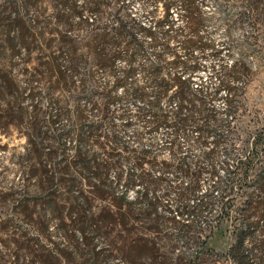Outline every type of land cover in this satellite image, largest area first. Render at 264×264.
<instances>
[{
    "label": "trees",
    "instance_id": "16d2710c",
    "mask_svg": "<svg viewBox=\"0 0 264 264\" xmlns=\"http://www.w3.org/2000/svg\"><path fill=\"white\" fill-rule=\"evenodd\" d=\"M31 1L5 3L17 19ZM145 1L151 11L141 19L129 0H60V181L86 188L75 193L79 203H110L107 213L122 226L130 218L152 220L151 232L171 229L183 238L197 233L202 220L212 238L229 234V261L264 264V134L250 151L243 145L234 166L216 163L221 150L227 157L238 150L239 89L229 84L247 69L212 67L216 84L197 83L205 56L218 53L202 37L203 0ZM234 1L240 24L256 28L264 19V0H226ZM22 46L13 44L12 54ZM225 93L221 113L217 103ZM34 95L19 93L14 104L23 111L22 100ZM162 198L172 203L161 206Z\"/></svg>",
    "mask_w": 264,
    "mask_h": 264
},
{
    "label": "rangeland",
    "instance_id": "374dc122",
    "mask_svg": "<svg viewBox=\"0 0 264 264\" xmlns=\"http://www.w3.org/2000/svg\"><path fill=\"white\" fill-rule=\"evenodd\" d=\"M6 1L0 0V264H234L227 258L229 234L212 238L202 220L197 233L182 238L171 229L151 232L152 220L130 218L122 226L107 213V201H76L75 193L86 188L60 181V0H32L17 19ZM129 10L142 19L151 6L145 0H129ZM239 10L236 1L203 0L202 37L218 53L205 56L197 83L216 84L209 73L212 67L230 69L242 63L247 69L245 78L229 84L239 89L238 150L234 157L221 150L216 158L220 167L223 162L234 166L244 157L243 145L250 151V143L264 134V19L256 28L240 24ZM179 13L176 9L172 14L177 26ZM16 43L25 48L12 54ZM28 91L34 98H24L20 111L14 98ZM225 95L217 103L221 113ZM54 115L58 117L53 124ZM34 131L43 139L35 138ZM27 135H32L34 146ZM253 180L246 184L251 186ZM167 202L172 203L162 198L160 205ZM242 202L236 199V206ZM83 208L86 214L75 212ZM209 219L214 224V216ZM167 223L164 219L161 226ZM205 242L213 244L208 248L202 246Z\"/></svg>",
    "mask_w": 264,
    "mask_h": 264
}]
</instances>
